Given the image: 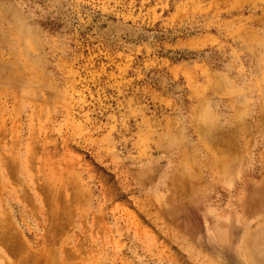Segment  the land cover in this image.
Instances as JSON below:
<instances>
[{"label":"rangeland","instance_id":"1","mask_svg":"<svg viewBox=\"0 0 264 264\" xmlns=\"http://www.w3.org/2000/svg\"><path fill=\"white\" fill-rule=\"evenodd\" d=\"M0 264H264V0H0Z\"/></svg>","mask_w":264,"mask_h":264},{"label":"bare ground","instance_id":"2","mask_svg":"<svg viewBox=\"0 0 264 264\" xmlns=\"http://www.w3.org/2000/svg\"><path fill=\"white\" fill-rule=\"evenodd\" d=\"M1 229H2V228H1ZM4 237H5V236H4ZM2 238H3V237H2ZM2 238H1V240H2ZM3 239H4V238H3ZM4 240H6V239H4ZM4 240H3V241H4ZM6 241H7V240H6ZM11 243H12V242H11ZM9 244H10V243H9ZM13 253H14V252H13ZM30 261H31V260H30Z\"/></svg>","mask_w":264,"mask_h":264}]
</instances>
